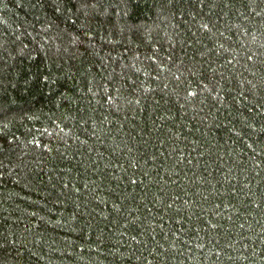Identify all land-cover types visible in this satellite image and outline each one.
Segmentation results:
<instances>
[{
    "label": "trees",
    "instance_id": "1",
    "mask_svg": "<svg viewBox=\"0 0 264 264\" xmlns=\"http://www.w3.org/2000/svg\"><path fill=\"white\" fill-rule=\"evenodd\" d=\"M0 264H264V0H0Z\"/></svg>",
    "mask_w": 264,
    "mask_h": 264
}]
</instances>
